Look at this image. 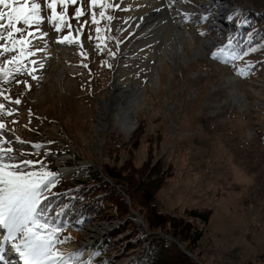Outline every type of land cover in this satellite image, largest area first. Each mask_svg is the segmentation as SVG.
Here are the masks:
<instances>
[{"label":"rangeland","instance_id":"1","mask_svg":"<svg viewBox=\"0 0 264 264\" xmlns=\"http://www.w3.org/2000/svg\"><path fill=\"white\" fill-rule=\"evenodd\" d=\"M188 1L192 11H202L192 15L187 26L195 39L191 46L185 38L184 50L192 59L174 65L165 61L156 86L153 71L145 67L146 60L154 64L146 58L153 45L132 48L136 41L133 32L117 27L127 24L133 6L130 0H97L95 5L92 0H55L54 12L47 7L52 0H34L41 5L43 19L38 25L21 21L17 24L21 32L14 33L12 39L0 30V67L12 71L6 79L0 75V92L4 94L0 104L5 106L0 109V122L6 126L0 130V148L13 149L0 155L18 163L42 161L47 170L58 173L55 187L46 194L63 191L78 179L103 175L104 163L125 166V174L142 181L154 175L162 161L172 171L158 190V208L187 219L192 210L209 213L207 222L190 218L199 240L186 253L199 264H264V49L256 44L247 48L256 51L232 59L233 53L244 52L234 46L244 12L264 11V0H234L239 7L225 23L215 17L219 7L208 9L206 4L212 0ZM32 2L28 0L29 6ZM202 4L206 10L200 8ZM78 11L82 13L79 17ZM93 14L98 23L93 22ZM108 16L113 19L109 21ZM4 23L7 26L6 20ZM222 23L225 31L216 27ZM254 33L253 28L247 38ZM210 36L219 39L220 45L193 57L200 53L203 39ZM63 37L74 42L60 43ZM230 38L232 47L221 60L213 59L211 53L227 45ZM52 44L72 52L68 59L50 57L55 65L66 68L61 80H46L33 63ZM6 47L14 50L5 51ZM13 57L25 65L19 73L14 71L17 64L6 63ZM239 69H244L243 75L237 74ZM117 72L123 84L147 85L146 104L136 113L135 132L127 134L114 123V117L111 128L105 122L98 128L100 102L109 97ZM228 77H237V84H230ZM17 81H27L31 88ZM235 90L246 95L247 108L235 104L231 94ZM16 99L21 103H14ZM112 134L121 135L130 144L110 151ZM21 167L29 172L41 168L39 163ZM63 167L77 170L62 174ZM70 200L69 210L52 217L63 228L58 239L71 238L56 245L59 252L60 246L75 245L74 264H124L127 260L141 264L146 243L129 249L131 227L113 233L123 220L109 214L103 218L89 203ZM132 218L143 225L136 214ZM94 226L101 228L98 238L91 241L98 253L80 258L86 228ZM112 244L114 248L105 252ZM180 246L185 248L182 243ZM88 252L92 255L94 251Z\"/></svg>","mask_w":264,"mask_h":264},{"label":"trees","instance_id":"2","mask_svg":"<svg viewBox=\"0 0 264 264\" xmlns=\"http://www.w3.org/2000/svg\"><path fill=\"white\" fill-rule=\"evenodd\" d=\"M253 28L255 33L248 39L247 34ZM239 30L234 38L236 49L245 51L256 44H261L264 49V12L245 11ZM128 144L130 142H125L121 135L112 134L108 148L113 151L121 147L126 148ZM160 165L154 175L147 176L141 181L137 179L138 177L131 178L129 174H125V166L104 163L103 175L98 173L92 180L78 179L66 185L63 191L46 194L49 198L43 201L41 207H48L47 217L50 219L56 217L57 213L63 214L71 208L70 197L76 202H88L96 212L102 214L103 218L109 214L112 218H120L124 221L119 230L113 233L131 227L133 242L128 243L129 249L146 243V252L141 264H199L185 251L190 249L192 243L199 240L190 218L207 222L209 213L205 210H192L188 213L189 219H187L161 211L157 206V193L172 170L162 161ZM135 212L141 215L143 225L133 220ZM159 233L177 241L162 237ZM180 243L185 248H182ZM113 248L112 244L104 251L109 253ZM171 250L178 254H170Z\"/></svg>","mask_w":264,"mask_h":264},{"label":"bare ground","instance_id":"3","mask_svg":"<svg viewBox=\"0 0 264 264\" xmlns=\"http://www.w3.org/2000/svg\"><path fill=\"white\" fill-rule=\"evenodd\" d=\"M132 2L131 12L127 15V24H118L119 29H127L133 32L132 35H135L136 41H134L131 47H146L153 45V51L145 52L146 58L148 60H153L154 64L149 63L146 60L145 67L147 70H152L155 85L160 83L159 70L162 64L165 61H168L172 65L179 63L180 61L188 62L192 58L188 57L186 51L184 50L185 38L188 40L191 46L194 45L195 37L191 35L188 30V24L191 23V16L194 14H201L202 11H197V8H194L193 11L189 6L188 0H130ZM216 0H212L207 5L209 8L219 7L215 12L217 20L226 22L230 17L231 11L238 6L234 3V0H223L221 3L216 4ZM236 2V1H235ZM189 7H188V6ZM203 4L200 8L206 10L207 8ZM233 7V8H232ZM211 8V9H212ZM207 9V10H208ZM185 14H188L187 16ZM214 14V15H215ZM222 23L221 30L225 31V24ZM220 24V23H219ZM233 29V28H232ZM221 37V36H220ZM219 39L212 36L203 39V43L200 53L194 54L193 57H197L199 54H204L206 51L216 48L220 45ZM51 49L46 51L42 57L36 56L34 59L35 68L40 72V74L45 75L46 80L51 79L52 77L61 80L64 72L66 71L65 67L55 65L54 59L50 58L51 56L57 59H68L72 56L70 49L59 48L56 44L51 45ZM207 49V50H206ZM60 62V61H59ZM43 65V67H41ZM152 73V72H151ZM125 75V74H124ZM43 77V78H45ZM44 80V79H43ZM45 81V80H44ZM238 81L237 77H228V82L235 86ZM241 82V81H240ZM124 83V82H123ZM121 80V73L117 72L114 75L113 88L110 92L109 97L106 100H102L99 106L100 116L98 118V128H101L104 124L111 128L112 121L111 117H114V123L121 129L124 133H131L136 128L137 116L136 113L145 106L147 85L141 87L137 83L123 84ZM235 104L240 108L248 107V99L246 95L241 94L239 91L235 90L231 93ZM3 158L5 163L17 164L18 162L15 159ZM21 170L23 168L21 167ZM77 170V167H63L62 174H73ZM104 226V225H103ZM100 227H88L87 235L80 243L81 249L83 250V255L80 257L90 256L95 257L98 253V248L93 247V240L98 238L100 234ZM2 230V231H1ZM0 230V242H3L4 236L7 235L5 229ZM109 230V229H108ZM93 241V242H91ZM18 242V241H17ZM73 243V242H72ZM70 244V243H69ZM78 244V243H77ZM5 249L11 250V244H4ZM7 246L9 248H7ZM75 246V245H74ZM71 245L60 246V251L64 255L74 254L78 252L77 249ZM79 247V246H78ZM80 251V250H79ZM88 251H94L91 254ZM7 253V251L5 252ZM4 261H0V264H4ZM13 264H23V261L20 257L11 250V257L8 260ZM129 260H127L128 262ZM137 261V260H136ZM125 262L124 264H135V261Z\"/></svg>","mask_w":264,"mask_h":264},{"label":"snow or ice","instance_id":"4","mask_svg":"<svg viewBox=\"0 0 264 264\" xmlns=\"http://www.w3.org/2000/svg\"><path fill=\"white\" fill-rule=\"evenodd\" d=\"M96 2L97 0H92L93 5ZM47 7L53 9L54 12L55 0L48 3ZM40 8L41 5L35 3L34 0L30 6L28 0H0V30L7 31L8 38L12 39L14 33L21 32V29L17 27V24L21 23V21L24 25H38L43 19L40 16ZM2 9H8L9 11L6 12ZM81 14L78 11L77 17ZM100 15L104 17V12H101ZM185 15L187 16L188 14ZM107 19L111 21L113 17L108 16ZM5 20L7 21V26H5ZM93 22L98 23L95 20V14H93ZM96 32L99 33L100 28H97ZM201 34L203 35V33ZM0 39H3L2 35H0ZM59 42L71 44L74 41L68 37H63ZM21 43H26V41H21ZM231 47L230 38L227 45L219 47L211 53L212 58L221 60L226 50ZM11 50L14 49L5 48V51ZM256 50L255 48H249L242 54L233 53L232 59H243L244 56ZM224 62L227 63L228 61ZM6 63L17 64L18 66L14 69L17 73L25 68V65L17 57H13L12 60ZM237 74L243 75L244 69H239ZM0 75L6 79L12 75V71L0 67ZM28 75L32 76V79H37L31 72ZM17 83H23L26 88H31L27 81H17ZM2 95L4 94L0 92V96ZM5 99L10 98L5 97ZM14 103L20 104L21 101L16 99ZM4 107L3 104H0V109H4ZM7 114L11 115L12 113L8 112ZM5 127V124L0 122V130H4ZM12 151L13 149L11 148H0V153L3 154L11 153ZM36 163L40 164V171L29 172L21 170V164L29 166ZM58 175V173L47 170L42 161L25 159L20 163L10 164L5 163L3 158L0 157V227L7 232L3 242H0V261L5 259L6 249L3 245L10 243L11 250L20 257L23 264H74L73 257L75 254L65 256L56 248L57 244L65 243L71 238L58 239V234L63 228L54 222L55 218L49 219L47 217L49 210L47 206L41 207L43 201L49 198L46 192H50L55 187ZM59 215L60 213H57V216Z\"/></svg>","mask_w":264,"mask_h":264},{"label":"water","instance_id":"5","mask_svg":"<svg viewBox=\"0 0 264 264\" xmlns=\"http://www.w3.org/2000/svg\"><path fill=\"white\" fill-rule=\"evenodd\" d=\"M136 214V216L138 217V219L140 220V221H142V223H143V219L141 218V216L139 215V213H135ZM162 236H164V237H169V236H165L164 234H161ZM171 240H173V241H177L176 239H173V238H171V237H169ZM182 246V245H181Z\"/></svg>","mask_w":264,"mask_h":264}]
</instances>
